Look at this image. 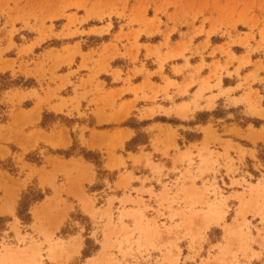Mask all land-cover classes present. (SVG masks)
Returning a JSON list of instances; mask_svg holds the SVG:
<instances>
[{
  "label": "rangeland",
  "instance_id": "rangeland-1",
  "mask_svg": "<svg viewBox=\"0 0 264 264\" xmlns=\"http://www.w3.org/2000/svg\"><path fill=\"white\" fill-rule=\"evenodd\" d=\"M0 264H264V0H0Z\"/></svg>",
  "mask_w": 264,
  "mask_h": 264
}]
</instances>
